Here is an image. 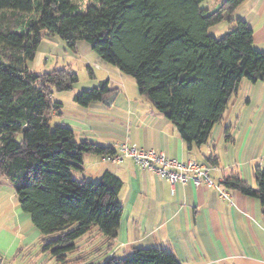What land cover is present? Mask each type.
Listing matches in <instances>:
<instances>
[{
  "label": "trees",
  "instance_id": "trees-1",
  "mask_svg": "<svg viewBox=\"0 0 264 264\" xmlns=\"http://www.w3.org/2000/svg\"><path fill=\"white\" fill-rule=\"evenodd\" d=\"M78 1L0 0V181L13 188L21 211L43 237L41 251L55 264H85L77 242L93 231L112 246L123 210L122 182L108 171L96 182L71 176L82 171L85 155L118 152L76 141L68 127H51L62 107L53 92L71 91L78 79L69 68L36 74L27 67L45 36L72 51L86 42L102 61L131 76L139 96L173 124L189 148L207 143L244 80L264 83V51L253 47L248 24L231 17L245 0H222L214 10L199 7L205 0H86L85 10V0ZM224 20L228 31L218 38L208 34ZM112 92L104 81L73 100L88 106ZM230 141L227 129L225 142ZM206 162L218 165L216 157ZM252 174L256 189L236 173L219 184L258 198L264 213V170L255 166ZM103 264L180 263L167 251L147 248Z\"/></svg>",
  "mask_w": 264,
  "mask_h": 264
},
{
  "label": "crops",
  "instance_id": "crops-1",
  "mask_svg": "<svg viewBox=\"0 0 264 264\" xmlns=\"http://www.w3.org/2000/svg\"><path fill=\"white\" fill-rule=\"evenodd\" d=\"M231 17L248 24L253 30V47L264 51V0H245ZM46 38L51 42L54 37L47 35L39 44L37 53L42 50L39 63L50 48V43L44 42ZM83 44L78 42L76 50L81 47L92 51ZM95 56L93 61L101 68L125 80L117 69ZM109 87L113 90L111 94L115 93L111 106L102 101L88 106L74 102L78 107L67 111L61 102L55 101L62 107L60 116L52 121L73 130L76 141L110 146L117 152L126 145L162 152L181 162L191 159L208 168L207 174L214 184L236 173L256 189L253 168L259 166L264 170L263 82L244 80L207 143L192 148L166 117L139 96L137 89L127 92L123 86L120 89L109 84ZM227 129L230 142H225ZM208 157H216L218 165L207 166ZM82 168L81 172L75 171L76 180L96 182L106 171L117 176L122 182L119 201L123 208L111 247L96 231L77 242L78 253L86 255L85 264H103L111 256L129 257L133 249L147 248L167 251L180 264H264V213L258 198L227 189H224L227 197L222 198L215 189L196 187L190 180L171 184L140 168L129 157L110 161L103 156L85 155ZM86 168L93 171L89 178L85 176ZM0 185L11 187L5 179ZM15 221L14 231L22 234L23 239L3 246L2 253L9 257H2L0 264H12L15 260L17 264H55L49 254L41 251L43 237L18 203Z\"/></svg>",
  "mask_w": 264,
  "mask_h": 264
},
{
  "label": "rangeland",
  "instance_id": "rangeland-1",
  "mask_svg": "<svg viewBox=\"0 0 264 264\" xmlns=\"http://www.w3.org/2000/svg\"><path fill=\"white\" fill-rule=\"evenodd\" d=\"M79 3L78 0H72V2ZM222 0H205L199 4L201 9L213 10L216 8ZM88 1L85 0L84 3H80L83 7L82 10L86 9ZM230 25L226 20L221 23L209 28L208 34L216 38L222 36L226 31H228ZM45 43H50L49 51H46L42 57L43 61L39 63L41 52L36 53L35 59L29 63V69L36 74L49 72L53 69L69 68L71 71L76 73L77 82L75 83L73 89L67 92H53L52 100L59 101L63 104L65 110L73 111L72 108L78 107L75 103L73 97L78 93L96 88L101 82L108 81L111 86H117L118 88H123L130 92L132 89H137L135 81L131 76L123 75L125 80L120 79L117 75L112 74L108 70L101 68L96 61H93L95 54L90 50H83L81 47L75 49V51L70 50L66 44L57 37H54L51 42L49 39H44ZM86 47L90 46L84 42ZM88 48V49H89ZM93 53V54H92ZM96 57V56H95ZM112 67V66H110ZM89 69L91 72H89ZM115 69V68H113ZM56 120L51 122V127H54ZM88 165V164H87ZM86 165V166H87ZM93 174L92 170L86 168L85 176L89 178ZM71 176L75 178L76 173L71 172ZM95 182V181H94ZM17 204L16 196L14 190L10 186L0 185V259L3 257H9L2 253L3 246L14 243L15 239L22 241V234L14 231L16 225L15 221V205ZM26 237H24V240ZM30 244L32 243L29 237ZM28 239L26 240V242ZM32 248V247H31ZM40 249V247H39ZM34 248L31 249V252ZM34 253V252H33ZM80 254V253H78ZM4 255V256H3ZM35 258V256H33ZM18 261H13L12 264H17ZM55 263V262H54Z\"/></svg>",
  "mask_w": 264,
  "mask_h": 264
},
{
  "label": "built area",
  "instance_id": "built-area-1",
  "mask_svg": "<svg viewBox=\"0 0 264 264\" xmlns=\"http://www.w3.org/2000/svg\"><path fill=\"white\" fill-rule=\"evenodd\" d=\"M123 157L131 158L140 168L147 169L161 178L167 179L171 184L190 180L194 186H203L206 189H215L222 198L227 194L220 184H214L208 174V168L188 159L181 162L175 158L167 157L155 150H141L135 146H122L118 153L106 157L110 161H119ZM220 183V182H219Z\"/></svg>",
  "mask_w": 264,
  "mask_h": 264
},
{
  "label": "water",
  "instance_id": "water-1",
  "mask_svg": "<svg viewBox=\"0 0 264 264\" xmlns=\"http://www.w3.org/2000/svg\"><path fill=\"white\" fill-rule=\"evenodd\" d=\"M114 98H115V93L110 94V95L106 96V97L102 100V103H103L104 105H106L107 107H109V106H111V104H112Z\"/></svg>",
  "mask_w": 264,
  "mask_h": 264
}]
</instances>
